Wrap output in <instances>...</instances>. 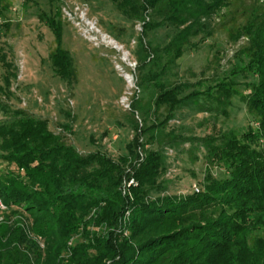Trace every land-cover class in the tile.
Instances as JSON below:
<instances>
[{"label": "trees", "instance_id": "16d2710c", "mask_svg": "<svg viewBox=\"0 0 264 264\" xmlns=\"http://www.w3.org/2000/svg\"><path fill=\"white\" fill-rule=\"evenodd\" d=\"M0 2L4 18L11 4ZM48 2L54 12L47 16L41 10L39 19L55 37L50 62L55 75L72 86L78 70L64 47L59 0ZM111 2L126 21L142 24L135 51L138 85L151 91L147 101L132 100L129 119L135 135L127 155L114 159L100 150L83 155L51 131L47 120L12 109L5 100L18 74L6 55L1 58L8 74L0 86V163L6 165V171L0 170V196L13 215H28L46 247L42 251L22 225L2 224L0 264H264V0ZM220 14L229 39L238 43L245 38L248 45L227 76L207 86L199 82L203 90L184 95L188 86L171 83L168 76L187 51L215 35L212 21ZM10 26L5 21L0 32ZM164 28L173 29L166 45L147 42L151 32ZM240 77L254 79L245 91L236 82ZM235 97L258 126L195 139L206 150L208 165L228 176L216 179L208 173L192 194L153 199L151 194L161 191L166 157L149 146L186 141L174 130L165 132L177 111L191 103L203 107L201 100L225 109ZM131 178L139 184L124 194V181Z\"/></svg>", "mask_w": 264, "mask_h": 264}, {"label": "rangeland", "instance_id": "374dc122", "mask_svg": "<svg viewBox=\"0 0 264 264\" xmlns=\"http://www.w3.org/2000/svg\"><path fill=\"white\" fill-rule=\"evenodd\" d=\"M8 1L10 9L4 18L0 17V25L8 20L11 22L8 31L0 32V86H4V77L8 74L1 60L3 55L16 67L14 71L18 78L12 80L10 98L4 99L6 103L12 109H22L47 120L51 131L64 136L83 155L98 150L114 159L127 155V145L135 133L130 125V108L122 103V98L130 93L128 103L131 104L135 92L145 101L151 95V91L138 85L135 51L142 31L137 24L134 26L126 21L111 0H59L56 6L62 11L64 47L71 52L78 70V82L71 86L55 75L50 62L55 37L49 26L39 19L41 10L47 16L54 12L48 0H32L27 7L26 0ZM222 15H216L212 21L215 35L187 51L168 76L171 83L188 86L184 95L200 90L199 82L207 86L215 79L224 78L240 62L239 53L248 41L242 38L233 43L221 27L225 21ZM83 16L86 20H82ZM90 24L123 46L129 53V61H123L124 53L102 41ZM172 33L173 29L168 28L153 31L147 42L154 47L164 46ZM198 40L196 38L193 42ZM127 73L132 76V85L126 82ZM252 81V77L236 80L241 91H245V84ZM200 102L205 105L199 107L191 103L180 108L165 129L166 133L174 130L186 141H178L173 147L158 142L149 146V150L160 151L166 157L165 170L159 180L161 191L153 192V199L192 194L196 188H202L208 173L216 179L228 176L224 169L208 165L206 150L195 139L230 129L245 132L258 126L249 115L246 104L238 97L233 98L225 109L215 102ZM65 112H71V118ZM158 116L163 120L165 110L161 109ZM137 118L142 121L141 116ZM2 121L4 115L0 112V123ZM66 126L70 130L65 129ZM144 157L142 152L141 160ZM0 170L6 171L5 163H0ZM135 183L133 186L137 187L139 183L136 180ZM128 216L127 213L126 218ZM16 224L22 225L27 236L35 240L42 251L45 250V239L33 231V221L28 215H13L9 210L3 226Z\"/></svg>", "mask_w": 264, "mask_h": 264}, {"label": "built area", "instance_id": "2783aa9c", "mask_svg": "<svg viewBox=\"0 0 264 264\" xmlns=\"http://www.w3.org/2000/svg\"><path fill=\"white\" fill-rule=\"evenodd\" d=\"M85 19V16H83L82 17V20H84ZM86 20V19H85ZM89 21V20H88ZM92 22V21H91ZM137 28L139 29V30H141L142 31V24L141 23H138L137 24ZM127 54V55H126ZM124 58L123 59H126V60H128L129 61V53L128 52H125L124 54ZM125 61V60H124ZM127 61V62H128ZM137 65V64H136ZM138 68V67H137ZM127 75L130 77V80H131V85H132V76L130 75V74H128L127 73ZM127 82V81H126ZM132 89V88H131ZM138 89V88H137ZM131 94L130 93H127L126 94V96H124L123 98H122V103H124V104H127L128 105V108H130V110H131V104H132V102H131V104H129L128 102H129V96H130ZM133 95V98L136 96V92H135V94H132ZM133 100V99H132ZM134 184H136L135 183V180H134V178H131V179H129V180H125L124 181V188H123V193L124 194H126L127 193V189H128V187H131V186H133ZM196 191H198V188H196ZM9 210H10V207L3 201V199H2V197L0 196V226L5 222V220H6V216H7V214H8V212H9Z\"/></svg>", "mask_w": 264, "mask_h": 264}, {"label": "bare ground", "instance_id": "6f19581e", "mask_svg": "<svg viewBox=\"0 0 264 264\" xmlns=\"http://www.w3.org/2000/svg\"><path fill=\"white\" fill-rule=\"evenodd\" d=\"M89 26H91V28L95 30V32L100 36V38L102 39V41H104L106 44H108L110 46H113L117 50L122 51L123 53H125L124 47L121 46L116 40H114L109 35L101 32L100 30L96 29V27H93L92 24H90ZM124 60L127 61L126 59H123V61ZM125 79L128 82V84L131 85V80H130V77L128 75L125 76Z\"/></svg>", "mask_w": 264, "mask_h": 264}]
</instances>
